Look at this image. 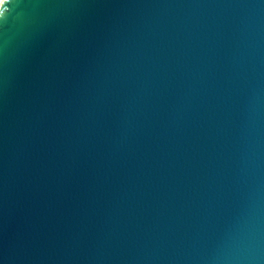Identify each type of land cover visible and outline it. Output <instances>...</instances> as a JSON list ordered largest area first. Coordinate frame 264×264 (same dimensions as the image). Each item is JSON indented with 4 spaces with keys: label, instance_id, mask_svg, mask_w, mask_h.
Returning <instances> with one entry per match:
<instances>
[{
    "label": "water",
    "instance_id": "95a60500",
    "mask_svg": "<svg viewBox=\"0 0 264 264\" xmlns=\"http://www.w3.org/2000/svg\"><path fill=\"white\" fill-rule=\"evenodd\" d=\"M0 264H264V0H3Z\"/></svg>",
    "mask_w": 264,
    "mask_h": 264
},
{
    "label": "bare ground",
    "instance_id": "6f19581e",
    "mask_svg": "<svg viewBox=\"0 0 264 264\" xmlns=\"http://www.w3.org/2000/svg\"><path fill=\"white\" fill-rule=\"evenodd\" d=\"M3 0H0V4L2 3Z\"/></svg>",
    "mask_w": 264,
    "mask_h": 264
}]
</instances>
